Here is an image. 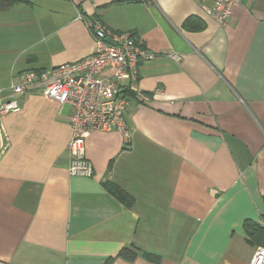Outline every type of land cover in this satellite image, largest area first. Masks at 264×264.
I'll list each match as a JSON object with an SVG mask.
<instances>
[{"label":"crops","instance_id":"crops-1","mask_svg":"<svg viewBox=\"0 0 264 264\" xmlns=\"http://www.w3.org/2000/svg\"><path fill=\"white\" fill-rule=\"evenodd\" d=\"M214 3L24 0L0 11V89L93 54L90 19L157 56L134 83L145 99L130 94L128 144L89 135L92 178L68 171L69 106L34 91L0 115V264L251 263L262 246L247 227L264 228V0H240L226 27Z\"/></svg>","mask_w":264,"mask_h":264},{"label":"built area","instance_id":"built-area-1","mask_svg":"<svg viewBox=\"0 0 264 264\" xmlns=\"http://www.w3.org/2000/svg\"><path fill=\"white\" fill-rule=\"evenodd\" d=\"M239 2L215 0L210 14L226 27ZM85 24L95 40L96 51L50 70H29L13 78L7 88L0 89V115L20 112L18 98L34 91L60 107L69 106L72 136L67 147L68 171L74 177L92 178L94 166L86 155L89 135L118 132L128 144L130 129L125 116L130 94L145 99L134 83L139 79L140 66L157 56L131 33L113 32L97 19L86 20ZM171 57L178 59L176 55ZM4 92L9 97H3ZM250 264H264V247L256 249Z\"/></svg>","mask_w":264,"mask_h":264},{"label":"trees","instance_id":"trees-1","mask_svg":"<svg viewBox=\"0 0 264 264\" xmlns=\"http://www.w3.org/2000/svg\"><path fill=\"white\" fill-rule=\"evenodd\" d=\"M22 2H24V0H0V11L7 10L13 5ZM110 190L113 195L126 202L128 205L133 203V198L121 190L118 186L112 184L110 186ZM247 236L249 242L257 243L258 245L264 247V228L251 229L247 227ZM120 256L126 260H134L137 253L133 249H124Z\"/></svg>","mask_w":264,"mask_h":264}]
</instances>
